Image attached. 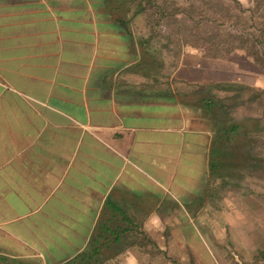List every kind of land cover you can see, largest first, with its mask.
Masks as SVG:
<instances>
[{"label":"crops","instance_id":"crops-1","mask_svg":"<svg viewBox=\"0 0 264 264\" xmlns=\"http://www.w3.org/2000/svg\"><path fill=\"white\" fill-rule=\"evenodd\" d=\"M141 3L0 0V264H141L210 220L221 178L195 95L264 86Z\"/></svg>","mask_w":264,"mask_h":264},{"label":"rangeland","instance_id":"rangeland-1","mask_svg":"<svg viewBox=\"0 0 264 264\" xmlns=\"http://www.w3.org/2000/svg\"><path fill=\"white\" fill-rule=\"evenodd\" d=\"M142 0L141 6H163L168 14L175 15L183 10L189 13L193 10L209 12L215 6H228L230 0ZM242 6H247V0H235ZM224 4V5H223ZM215 10V9H213ZM151 11L145 12L147 19ZM192 18L195 15L192 14ZM162 33H169L186 37L208 36L206 29H196L193 32L187 25L180 26L173 20H162ZM187 23V20H186ZM205 38V37H204ZM245 57L239 51L228 59V66L242 70L244 82L257 83L264 86L262 78L254 72L253 68L245 63ZM248 91L241 95L244 98ZM233 119L240 121L242 118L253 120L257 112L253 106H238L232 110ZM264 127V117L261 119ZM251 126V123H248ZM256 142L251 148V155L256 162L252 171L227 165L219 180L218 190L212 187L210 199L207 201L210 217L196 219L197 234L193 236L189 248L186 244L174 241L172 247L177 250L159 251L146 250L141 252V264H264V131L255 134ZM225 163H227L224 160ZM237 161H234L233 164ZM216 187V188H217ZM212 198V200H211ZM211 200V201H210ZM211 202V205H210ZM187 219V218H186ZM209 226V227H208ZM211 231V234L209 233ZM245 231H252L253 235H245ZM176 238V236H172ZM186 238V236H180ZM253 237V238H252ZM190 238V236H189ZM176 244V245H175Z\"/></svg>","mask_w":264,"mask_h":264},{"label":"trees","instance_id":"trees-1","mask_svg":"<svg viewBox=\"0 0 264 264\" xmlns=\"http://www.w3.org/2000/svg\"><path fill=\"white\" fill-rule=\"evenodd\" d=\"M230 1V5L215 6L210 12L209 8L206 12L193 10L187 13L183 10L175 14L179 18L168 14L163 6H147L146 9L141 8V11H151L149 18L152 20L171 19L180 26L187 25L192 32L203 28L208 30L205 38L192 34L186 37L174 35L179 37V45L202 49L206 57L214 60H228L239 51L264 76V0H247V6L235 0ZM217 85L214 86L215 90L226 93L224 97L205 92L196 94L194 103L210 117L213 125L209 167L213 177L221 178L225 165L228 168L240 165V168L247 171L257 167L256 162L259 160L254 159L250 151L257 141L255 134L264 131L261 125L264 117V87L249 88L237 83ZM246 91V96L241 98ZM243 104L255 108L257 116L253 120L233 119L232 110ZM234 161L238 164H233Z\"/></svg>","mask_w":264,"mask_h":264}]
</instances>
